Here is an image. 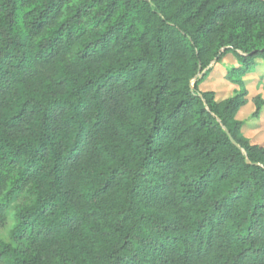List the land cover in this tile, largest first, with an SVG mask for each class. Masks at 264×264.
<instances>
[{"label": "trees", "instance_id": "trees-1", "mask_svg": "<svg viewBox=\"0 0 264 264\" xmlns=\"http://www.w3.org/2000/svg\"><path fill=\"white\" fill-rule=\"evenodd\" d=\"M260 61L264 0H0V264H264Z\"/></svg>", "mask_w": 264, "mask_h": 264}, {"label": "rangeland", "instance_id": "rangeland-1", "mask_svg": "<svg viewBox=\"0 0 264 264\" xmlns=\"http://www.w3.org/2000/svg\"><path fill=\"white\" fill-rule=\"evenodd\" d=\"M236 57L229 53L219 63L213 62V70L209 77L200 85L202 90H215L218 99L233 95L240 87L227 78V70L232 65L238 66ZM264 64V63H263ZM261 64V65H263ZM246 75V86L249 90L248 102L243 106L237 118L244 122L243 132L253 143L264 146V110L260 118H253L255 110L254 98L260 95L264 99V65ZM7 231L0 229V236L7 237Z\"/></svg>", "mask_w": 264, "mask_h": 264}, {"label": "water", "instance_id": "water-1", "mask_svg": "<svg viewBox=\"0 0 264 264\" xmlns=\"http://www.w3.org/2000/svg\"><path fill=\"white\" fill-rule=\"evenodd\" d=\"M193 85V84H192ZM224 129L227 131L229 137H230V140L236 145L238 146L239 148H241V146L239 145V143L233 138V136L230 134L229 130L227 127H224ZM247 162H249V159H247Z\"/></svg>", "mask_w": 264, "mask_h": 264}, {"label": "crops", "instance_id": "crops-1", "mask_svg": "<svg viewBox=\"0 0 264 264\" xmlns=\"http://www.w3.org/2000/svg\"><path fill=\"white\" fill-rule=\"evenodd\" d=\"M261 64H263V62H261V61H260V62H259V65L256 67V69H257L258 67H261V68H263L262 66H263L264 64H263V65H261ZM246 80H247V81H249V79H248V78H246Z\"/></svg>", "mask_w": 264, "mask_h": 264}]
</instances>
